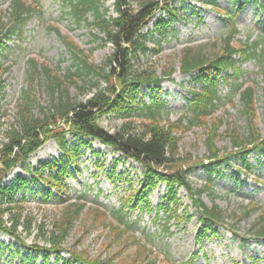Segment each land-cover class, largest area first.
Instances as JSON below:
<instances>
[{
  "label": "rangeland",
  "instance_id": "obj_1",
  "mask_svg": "<svg viewBox=\"0 0 264 264\" xmlns=\"http://www.w3.org/2000/svg\"><path fill=\"white\" fill-rule=\"evenodd\" d=\"M10 1L0 0V23H8L7 10ZM38 1L41 12L28 21L21 36L13 35L8 39L7 51L1 58L0 78L4 96L0 100V142L3 140L4 128L16 121L20 97L30 83L31 59L37 63L40 70L33 86L35 99L43 106L49 105L43 67L50 68L60 75L66 74L70 68L74 69L73 55L54 29L59 30L61 36H65L67 40L74 42L88 56L91 63L103 64L113 51L110 44L104 43L102 34L92 29L87 21L75 23L73 18L65 13L60 0ZM214 1L212 4L211 0H191L188 1L190 6L187 2H174L172 5L179 8V16L170 26L168 35L164 38L149 37V50L138 55L136 62L142 69L153 67L160 76H164L168 67L174 68L170 78H164L156 90H143V100L149 103L157 94L164 110L161 121L166 125L168 122L178 123L183 118L181 123L176 124L181 127V130H177L180 137L179 156L191 157L198 161L205 159L208 154L205 144L207 126L199 122L190 126L187 124L185 116H189L191 92L196 90L198 85H194L190 75L180 72V51L188 45L204 46L207 49L212 48L211 44L219 47L231 28V25L223 20L221 13L225 10H235L244 0ZM112 3L110 0L105 5L109 7V14L115 15ZM132 5L135 7L136 2L132 1ZM159 15L167 17V14L158 11L143 31H151ZM88 20L91 21L92 17L89 16ZM235 22L238 33L232 42L236 44L239 40H262L259 54L264 53V13L256 10L254 3L250 1L239 9ZM5 67L9 69L4 71ZM241 71V79L255 83L254 122L260 135L264 136V63L260 66L258 59L243 62ZM88 79L93 82L95 78L89 76L86 81L77 80L78 85H86L87 90L83 92L73 81L66 80L69 95L73 99L84 101L91 96L93 89H89L91 83H87ZM231 80L219 81L218 88L224 97L214 111L215 119L221 121L217 146L227 150L231 149L229 138L225 135L227 127L236 129L244 136L248 134L247 119L240 96L234 94L231 99L228 98L231 93ZM99 82L101 86L106 85L102 78H99ZM33 112L40 114L37 105ZM142 119L143 117H136L134 121L139 124ZM210 121L211 119L208 124ZM122 122V117L112 112L106 113L100 119L101 125L110 132L119 129ZM67 137L71 145L79 146L78 161L70 163L69 170L63 177L67 187L66 193L70 197L67 202H83L84 207L62 243L65 249L71 247L78 251L85 250L90 258L105 259L108 264H132L129 254L144 245L150 248L149 256L150 259L154 257L155 264H264V239L254 237L252 231L253 223L264 212V153L250 155V170H244L238 157L231 159L228 164H220L216 170H208L199 164L190 170L188 179L194 188L208 186L201 194L203 202L207 206L217 205L227 215L225 225L214 226L217 230L215 236L209 232L197 242V234L201 230L199 213L185 189H178V214L181 217L171 219L166 224L170 226L169 232H164L163 224L167 215L163 211L159 212L158 207L166 191L165 183H159L149 191L146 189L141 192L144 182L143 166L140 163L112 151L98 140L83 144L71 135ZM62 158L63 154L56 141L50 139L29 156V163L32 169H36L40 161ZM17 174L31 177L30 173L18 166L7 175L5 181H11ZM48 175L45 170L43 176ZM41 184L42 182H32L27 187L28 201L25 203L23 215L32 217L28 225L29 230H25L22 225L17 228L26 246L0 232V264H42V254L30 250L28 246L33 243L48 245L42 233L49 236V231L53 228V218L60 214L63 204L58 205L53 198L46 204L41 203ZM65 197L64 194L63 198ZM147 201L150 210L145 209ZM97 206L109 212L110 215L105 219L107 226H103L105 222L99 224L94 220L92 210ZM252 206L260 208L255 207L248 215H243L246 207ZM119 212L123 213V221L131 225L128 228L131 232H127L121 240L112 235L114 228L111 230L109 227V222L117 223L112 214L117 215ZM238 217L239 220L235 221ZM129 234L136 240L124 241ZM124 243L126 245L118 249L119 244ZM62 255L68 257L66 251ZM139 256L136 258H140ZM48 264L63 262H56L51 256Z\"/></svg>",
  "mask_w": 264,
  "mask_h": 264
},
{
  "label": "trees",
  "instance_id": "obj_2",
  "mask_svg": "<svg viewBox=\"0 0 264 264\" xmlns=\"http://www.w3.org/2000/svg\"><path fill=\"white\" fill-rule=\"evenodd\" d=\"M60 1L65 13L70 15L75 23L87 21L92 29L102 34L104 43L110 44L113 51L103 64L91 63L88 56L74 42L67 40L65 36H61L59 30L54 29L70 49L74 58L72 63L74 69L70 68L66 74L60 75L50 68L43 67L45 86L49 94L48 106L36 102L33 86L40 70L37 63L33 59L30 60L29 86L20 97L16 121L4 128L3 140L0 142V232L26 246L17 228L22 225L25 230H29L28 225L32 220L30 215H23L25 203L28 201L27 187L32 182L36 184L42 182L41 203L46 204L53 198L58 205H63L60 214L53 218V228L49 231V236L42 233L48 245L33 243L28 248L42 254V264H48L51 256L56 262L61 261L63 264H108L105 259L90 258L85 250L78 251L71 247L65 249L62 244L84 207L83 202H67L70 197L66 193L67 187L63 180L70 163L78 161L79 146L71 145L67 137L71 135L83 144L89 143L90 140H98L112 151L140 163L143 166L144 182L141 192L146 189L149 191L159 183H165L166 191L158 207L159 212L163 211L167 215L163 224L164 232H169L170 226L166 224L171 219L181 217L178 214L180 207L178 189L183 188L199 213L201 230L197 234V242L205 238L209 232L215 236L217 230L214 226L225 225L227 215L217 205L207 206L203 202L201 194L208 186L194 188L188 175L198 164L208 170H216L220 164H228L231 159L237 157L244 170H250L252 165L249 162L250 155L264 153V136L260 135L254 122L256 86L253 81L245 82L241 79L243 62L258 59L260 66H263L264 53L259 54V45L263 41L237 40L236 44L232 42L238 33L235 19L239 9L252 1L254 8L264 13V0H244L235 10H225L221 13L223 20L230 24L231 28L219 47L211 44L212 48L207 49L204 46L188 45L180 51L178 65L180 72L190 75L194 85H198L196 90L191 92L192 104L189 107V116H185L187 124L190 126L199 122L207 126L205 144L208 154L202 161L179 156L180 137L177 130H181V127L176 124L181 123L183 118L178 123L168 122L166 125L161 121L164 110L157 94L149 103L143 100V90H156L164 78H170L174 68L168 67L164 71V76H160L153 67L142 69L136 65L138 55L149 50L147 45L149 37L164 38L168 35L170 26L179 16V8L172 4L179 1L181 4L187 2L189 5L191 0H112L115 15L109 14V7L105 5L110 0ZM132 1L136 2L135 7ZM211 3L214 4L215 1L211 0ZM158 11L164 12L167 17L159 15L153 29L143 31ZM40 12L38 0L10 1L7 10L8 23H0V65L1 58L7 51L8 39L13 35L21 36L28 21ZM89 16L92 17L91 21L88 20ZM106 67L108 69H105ZM8 69L9 67H5L4 71ZM89 76L95 78L93 82L91 79L87 80V83H91L89 89H93L91 96L84 101L73 99L69 95L66 80L73 81L83 92L87 87L85 84L78 85L77 80H85ZM99 78L103 79L105 86H101ZM220 80L232 81L228 98L231 99L234 94L240 96L248 125V134L245 136L232 127L226 128L225 135L229 138L230 150L217 146L221 121L215 119L214 111L224 97L218 88ZM2 83L0 78V100L4 96ZM35 105L38 106L39 115L33 112ZM108 112L119 114L123 119L121 127L112 132L100 123L102 116ZM136 117H143L139 124L134 121ZM86 138L87 141L84 140ZM50 139L56 141L63 158L40 161L38 167L32 169L29 156ZM18 166L30 173L31 177L17 174L11 181H5L7 175ZM45 170L49 174L47 177L43 176ZM255 207L260 208L246 207L243 215H248ZM145 209L150 210L149 201L145 204ZM262 213L263 215L253 223L252 231L254 237L264 239V212ZM92 215L95 216V221L104 224L110 214L97 206L92 210ZM112 216L117 223L109 222V227L111 230L114 228L112 235L121 240L127 232H131L128 229L131 225L123 221L121 212L117 215L113 213ZM238 220L239 217L235 221ZM103 226H107L106 222ZM131 234L126 236L124 241L136 240ZM125 245L126 243L119 244L118 249ZM65 251L68 257L62 255ZM150 252V248L144 245L129 254V258L132 264H155L154 257L150 259ZM138 256L140 258H136Z\"/></svg>",
  "mask_w": 264,
  "mask_h": 264
}]
</instances>
